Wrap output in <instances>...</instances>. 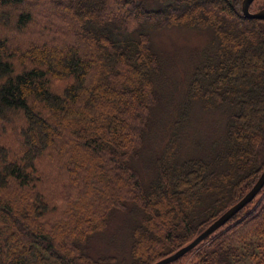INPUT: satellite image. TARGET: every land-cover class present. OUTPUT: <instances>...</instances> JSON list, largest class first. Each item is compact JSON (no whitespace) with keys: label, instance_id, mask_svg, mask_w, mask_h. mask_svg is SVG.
Masks as SVG:
<instances>
[{"label":"trees","instance_id":"trees-1","mask_svg":"<svg viewBox=\"0 0 264 264\" xmlns=\"http://www.w3.org/2000/svg\"><path fill=\"white\" fill-rule=\"evenodd\" d=\"M243 2L0 0V28L45 23L28 37L40 44L0 35V264H156L252 190L264 171V21L245 19ZM174 26L210 41L167 103L153 34ZM211 111L223 134L207 146L192 122ZM159 139L169 143L156 152ZM170 264H264V188Z\"/></svg>","mask_w":264,"mask_h":264},{"label":"rangeland","instance_id":"rangeland-1","mask_svg":"<svg viewBox=\"0 0 264 264\" xmlns=\"http://www.w3.org/2000/svg\"><path fill=\"white\" fill-rule=\"evenodd\" d=\"M50 4L46 5L42 11L36 12L37 19L44 17V15L50 10ZM264 9V0H255L254 3L251 6V12L257 13ZM246 19V18H245ZM53 20H55L56 25L62 29V31H66L67 27H62L56 20L55 17H53ZM45 25L41 23H36L30 31V33H26L22 36L14 33H10L5 28H0V35L2 37H8L11 39H14V41L21 42L26 38L32 43L40 44L37 39L35 38H28L36 33H41L42 27ZM71 38H68L65 41H71ZM45 42L52 41V38H45ZM153 41L154 46L158 49L159 54L162 58V96L163 100L167 103H170L171 101L178 100L182 98L185 95L186 89H187V82L189 77V71L192 68V66L195 63L192 59V49L194 48H204L208 45L210 41V35L206 32L200 31V30H190L186 27H170L162 29L161 31H157L153 34ZM197 62V61H196ZM56 88L62 89L64 87L63 83H58L55 85ZM55 89V88H54ZM56 90V89H55ZM179 106V105H178ZM176 106L175 108H178ZM167 116L166 113H164L163 118H161L160 122H169L171 119L165 118ZM223 117L220 115L217 111H211V112H201L194 120H193V127L196 129H199L201 131L200 136L202 139H200L203 144L205 145L206 142H208L206 145L210 146L213 139L219 135H222L221 127L223 128L222 123ZM11 121V118L9 119ZM160 127V125L158 126ZM170 129V128H169ZM173 127L169 130V133H172ZM191 126L187 127L182 135V142L186 146L187 151H192V146L190 144H186V139L190 136ZM7 135V132L5 134L0 133V146H9L5 140V136ZM149 137H154V135H151L149 133ZM148 137V138H149ZM209 138L212 139L211 142H209ZM169 143V139L157 141L156 152L165 149L167 147V144ZM148 145V144H147ZM190 146V147H189ZM188 147V148H187ZM194 149L197 150V146H194ZM148 162L145 164V162L140 161L138 164V168L142 175L145 176V181L150 182V178L153 176L152 172V166H148ZM143 167V168H140ZM54 175L50 178L49 182L45 185L49 189L47 190L50 197H56L57 195L56 190L58 192L62 193L64 191L63 185L56 188V186H53L51 184L52 181L55 179L53 178ZM64 181V180H62ZM67 180L64 181V183ZM62 183V184H64ZM68 184V181L65 183ZM68 206L66 207H60L56 209V211L48 218L50 222H54L57 220H60L66 211ZM131 216H135V212L130 213ZM100 235V234H98ZM97 235V236H98ZM96 236H94L95 238ZM92 238V240L94 239ZM92 240L90 242V245L92 243ZM103 241L95 240L93 244L98 247L104 246L103 244H100ZM109 243L111 244V241L109 240ZM114 251H119V249H115ZM179 251V250H178Z\"/></svg>","mask_w":264,"mask_h":264},{"label":"water","instance_id":"water-1","mask_svg":"<svg viewBox=\"0 0 264 264\" xmlns=\"http://www.w3.org/2000/svg\"><path fill=\"white\" fill-rule=\"evenodd\" d=\"M255 0H244L243 2V15L244 18L250 20H262L264 21V9L260 12L253 13L251 12V6ZM264 188V171L261 174L259 180L252 188V190L247 193V195L239 201L237 204L228 209L222 216H220L215 222H213L201 235H199L194 241H192L187 246L183 247L176 253L166 257L165 259L160 260L156 264H170L178 259L184 257L188 252L195 249L201 242H203L206 238L210 237L220 228L225 226L231 219L234 218L240 211H242L249 203H251L258 194Z\"/></svg>","mask_w":264,"mask_h":264}]
</instances>
